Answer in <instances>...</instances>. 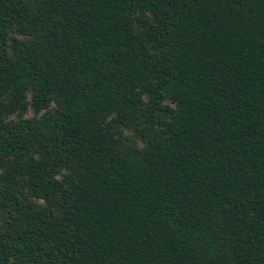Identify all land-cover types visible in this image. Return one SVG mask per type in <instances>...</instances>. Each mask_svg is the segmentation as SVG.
Instances as JSON below:
<instances>
[{
  "label": "trees",
  "instance_id": "obj_1",
  "mask_svg": "<svg viewBox=\"0 0 264 264\" xmlns=\"http://www.w3.org/2000/svg\"><path fill=\"white\" fill-rule=\"evenodd\" d=\"M0 171V264H264V0H0Z\"/></svg>",
  "mask_w": 264,
  "mask_h": 264
},
{
  "label": "rangeland",
  "instance_id": "obj_2",
  "mask_svg": "<svg viewBox=\"0 0 264 264\" xmlns=\"http://www.w3.org/2000/svg\"><path fill=\"white\" fill-rule=\"evenodd\" d=\"M13 36V34L11 35ZM11 39V38H10ZM43 112H41L39 114V116L42 114ZM26 116L28 117H34L35 115L30 111ZM129 137V139H128ZM119 139L126 145L128 143L130 144H136L137 146H141L142 143L135 138L133 132L130 129H125L124 131H121V136L119 137ZM2 171H0L1 173Z\"/></svg>",
  "mask_w": 264,
  "mask_h": 264
}]
</instances>
